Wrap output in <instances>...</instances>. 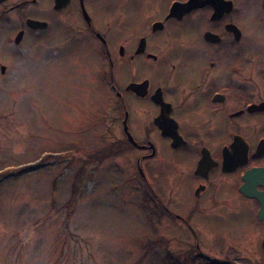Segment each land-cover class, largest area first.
Returning a JSON list of instances; mask_svg holds the SVG:
<instances>
[{"label":"flooded vegetation","instance_id":"obj_1","mask_svg":"<svg viewBox=\"0 0 264 264\" xmlns=\"http://www.w3.org/2000/svg\"><path fill=\"white\" fill-rule=\"evenodd\" d=\"M1 30L15 48L45 34L44 49L66 58L80 57L62 53L66 44L91 43L90 83L108 89L107 131L120 125L112 142L133 155L127 180L156 220L195 237L196 215L220 218L235 206L243 223L226 248L248 258L222 250L205 258L193 243L187 264H264V0H0ZM7 71L0 62V76ZM84 109L95 127L92 100ZM179 152L195 177L184 213L166 207L143 168L155 161L183 171Z\"/></svg>","mask_w":264,"mask_h":264},{"label":"rangeland","instance_id":"obj_2","mask_svg":"<svg viewBox=\"0 0 264 264\" xmlns=\"http://www.w3.org/2000/svg\"><path fill=\"white\" fill-rule=\"evenodd\" d=\"M4 35L1 30L0 62L8 71L0 76V264H164L168 253L185 258L193 243L205 258L216 250L239 262L248 258L226 248L243 223L234 204L220 218L196 215L195 237L177 222L156 220L150 202L144 207L137 184L127 180L134 157L117 154L125 147L112 142L120 125L111 136L107 131L108 89L90 83L91 43L61 48L80 54L75 59L50 54L45 34L28 36L17 48L3 44ZM91 100L95 127L84 112ZM78 106L82 116L74 113ZM157 149L167 154L161 141ZM175 156L183 171L155 161L143 168L166 207L184 213L193 164L183 153Z\"/></svg>","mask_w":264,"mask_h":264},{"label":"trees","instance_id":"obj_3","mask_svg":"<svg viewBox=\"0 0 264 264\" xmlns=\"http://www.w3.org/2000/svg\"><path fill=\"white\" fill-rule=\"evenodd\" d=\"M106 152H109L107 155L110 154V151H106ZM115 155H116V153H115ZM168 254L171 255L170 253H168ZM187 263L188 262H187L186 258H184V259H180V258L179 259H174V258L170 257V258H166L164 264H187Z\"/></svg>","mask_w":264,"mask_h":264},{"label":"water","instance_id":"obj_4","mask_svg":"<svg viewBox=\"0 0 264 264\" xmlns=\"http://www.w3.org/2000/svg\"><path fill=\"white\" fill-rule=\"evenodd\" d=\"M131 140V139H130ZM132 141V140H131Z\"/></svg>","mask_w":264,"mask_h":264}]
</instances>
